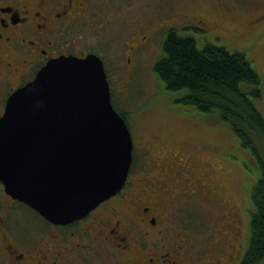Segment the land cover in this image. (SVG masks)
<instances>
[{"label":"flooded vegetation","instance_id":"obj_1","mask_svg":"<svg viewBox=\"0 0 264 264\" xmlns=\"http://www.w3.org/2000/svg\"><path fill=\"white\" fill-rule=\"evenodd\" d=\"M152 1L0 0V118L9 97L55 59L96 55L110 78L107 66L121 59L116 50H129L132 57L127 60L132 61L134 54H140L146 45L151 47L153 37H161L167 29L192 34L200 29L193 24L196 16L184 12L188 9H174L158 0L154 10ZM155 145L143 169L149 174L145 198L136 200L126 193L135 187V183L130 186L137 164L134 143L131 170L120 193L80 220L65 225L47 221L46 228L34 226L28 234L16 222L20 207L28 206L7 195L0 182V264H73L76 253L79 262L88 264L95 257L102 258L107 245L129 264H242L247 242L236 206L220 201L217 219L197 232H182L165 224L162 215L169 202L164 200L202 195L208 201L217 187L197 176L186 160L176 157L178 165L167 166L162 156L168 145ZM116 198H121L122 212L110 205ZM33 229L37 230L29 236ZM154 233L156 239L152 240Z\"/></svg>","mask_w":264,"mask_h":264},{"label":"rangeland","instance_id":"obj_2","mask_svg":"<svg viewBox=\"0 0 264 264\" xmlns=\"http://www.w3.org/2000/svg\"><path fill=\"white\" fill-rule=\"evenodd\" d=\"M155 1L158 0L150 2L154 5V10L157 9ZM164 1L174 9H188L189 11L184 12H192L196 16L193 24L200 26V30L206 29L203 33L194 31L200 48L206 38L232 53L241 52L248 56L263 80L262 98L256 100L255 105L264 117V0ZM141 22L136 21L138 24ZM151 43V47L146 45L140 54H134L131 63L127 60L132 57L129 50H116L117 54H121V59L108 67L115 106L128 115L136 146L134 152L137 164L130 177V186L135 183V187L134 190L128 188L126 193L136 200L147 196L149 174L143 169L148 154L157 148L155 143L166 142L168 149L163 152L165 155L162 159L167 166H174V163L178 165V160H175L177 158L186 160L197 176L202 177L205 182L212 181L217 189L208 201L202 195L176 201L164 200L165 204L169 202L168 210L162 215L165 224L178 231L197 232L217 219L221 209L216 206L220 201H226L238 208L245 225V235L247 222L249 225L246 212L250 207L249 191L255 184L259 171L255 163L250 162L247 151L240 147L237 136L227 123L216 115L184 112L183 107L173 103L174 95L162 91L161 84L152 71L161 54V37H153ZM182 160H179L181 165L184 164ZM250 164L253 174L249 170ZM1 198L6 203V198ZM120 201L121 198H116L110 205L122 212L123 205ZM15 214L10 216L11 223L15 221L12 220ZM16 222L24 233L34 226L40 230L48 226L47 221L25 206L20 207ZM36 230H31L29 236ZM154 239L155 233L152 237ZM156 244L160 245V242ZM106 247L108 249L102 258L95 257L88 264H129L120 253L114 255V249L108 245ZM75 255L73 264H86L79 262L78 254Z\"/></svg>","mask_w":264,"mask_h":264},{"label":"water","instance_id":"obj_3","mask_svg":"<svg viewBox=\"0 0 264 264\" xmlns=\"http://www.w3.org/2000/svg\"><path fill=\"white\" fill-rule=\"evenodd\" d=\"M134 140L102 59L62 57L14 92L0 118L4 191L65 225L124 188Z\"/></svg>","mask_w":264,"mask_h":264},{"label":"trees","instance_id":"obj_4","mask_svg":"<svg viewBox=\"0 0 264 264\" xmlns=\"http://www.w3.org/2000/svg\"><path fill=\"white\" fill-rule=\"evenodd\" d=\"M152 71L162 91L174 95L173 103L184 112L216 115L227 123L250 162L255 163L259 175L249 191L250 207L245 208L249 225L247 222V251L242 264L263 263L264 117L255 105L262 98L261 75L245 53H232L206 38L200 48L195 32L177 28L167 29L161 36V54ZM115 107L130 125L128 115ZM249 170L254 173L251 164Z\"/></svg>","mask_w":264,"mask_h":264},{"label":"bare ground","instance_id":"obj_5","mask_svg":"<svg viewBox=\"0 0 264 264\" xmlns=\"http://www.w3.org/2000/svg\"><path fill=\"white\" fill-rule=\"evenodd\" d=\"M140 107V106H139ZM139 112V111H138ZM183 162V161H182ZM212 253V252H211Z\"/></svg>","mask_w":264,"mask_h":264}]
</instances>
